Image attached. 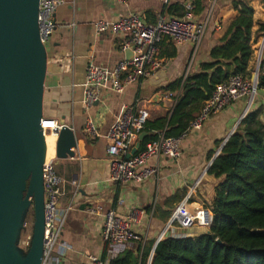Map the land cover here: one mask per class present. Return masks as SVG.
Returning <instances> with one entry per match:
<instances>
[{
  "label": "crops",
  "instance_id": "crops-1",
  "mask_svg": "<svg viewBox=\"0 0 264 264\" xmlns=\"http://www.w3.org/2000/svg\"><path fill=\"white\" fill-rule=\"evenodd\" d=\"M61 1L55 15L56 28L49 42L51 50L45 79L44 118L72 128L78 145L74 149V157L61 161L56 158L55 161L63 180L59 201L61 235L54 254L57 264H83L90 256L101 257L110 264L127 252L133 253L135 264H142L143 254L147 252L146 264H152L153 250L165 231L173 237L206 234L194 228L183 235L178 226L171 228L169 224L182 203L187 202L194 209L206 206L209 199L213 201L215 189L222 179L209 176L208 171L249 112L262 111L260 119L264 123V90L257 89L251 106V100L244 98L212 115L202 130L188 132L182 140L179 160L164 156L151 158L149 164L160 168L159 182H112L107 153L110 144L108 133L125 108L137 102L149 110L150 123L169 120L176 100L169 97L170 91L166 88L179 79L199 74L201 66L211 62L210 52L237 17L233 2L241 0H202L200 8L196 7V0ZM249 1L254 10V55L249 70L255 72L260 57L264 59V1ZM171 6L181 8L179 14H185L183 18L188 7L192 8L193 21L207 26L198 52L193 43L176 45L166 38L160 44L163 66L159 71L130 85L122 93L106 90L97 102L86 107L84 83L88 65L113 70L121 61L133 57L131 51H122L129 33L98 34L95 24L99 21L116 22L131 14L138 15L149 24L156 23L160 15L183 19L167 12ZM88 121L93 122L95 134L87 131ZM140 142L139 139L135 142L129 156L138 153ZM92 208L102 209V213L91 214L89 210ZM110 210L116 211L123 219L134 211L139 212L141 224L135 229L141 234L147 233L146 241L117 255L111 253L102 238L103 215Z\"/></svg>",
  "mask_w": 264,
  "mask_h": 264
},
{
  "label": "built area",
  "instance_id": "built-area-1",
  "mask_svg": "<svg viewBox=\"0 0 264 264\" xmlns=\"http://www.w3.org/2000/svg\"><path fill=\"white\" fill-rule=\"evenodd\" d=\"M118 1L126 3L127 0ZM61 3V0H40L38 25L40 39L44 46L49 44L55 31V15ZM190 10L192 8L188 7V13L183 19L160 15L154 24L146 23L135 14L116 22H97L95 30L98 34L119 35L129 33L122 51H131L133 57L121 61L113 70L95 64L88 65L84 83L85 106L90 107L94 102H97L106 90L122 93L130 85L137 84L152 73L159 71L163 66V60L160 58V44L166 38L172 40L176 45L193 43L198 47L206 33L207 26L194 22ZM261 71L264 73L262 60L260 73ZM254 89L252 80L241 76L231 77L227 82L216 87L212 97L205 102L185 133L175 138L167 137L166 131H163L159 133L156 141L149 143L144 151L133 156H129V152L146 129L150 120V112L147 108L140 106L139 102L125 108L108 133L110 144L107 153L110 159L111 181L118 184H142L150 180L159 182L161 178L160 168L149 164L151 158L159 159L164 156L175 161L179 160L182 155V140L188 132L202 130L212 115L223 112L244 98L250 100L253 98L254 101L256 96ZM176 96L177 93H169L171 98H176ZM86 126L88 132L96 133L92 121H88ZM41 127L44 133L48 131L57 138L64 126L57 120L42 118ZM55 161L56 156L45 161L43 166L45 230L42 264H57L58 262L54 254L61 235L59 201L62 196L63 180L57 172ZM155 204L151 210L152 215L155 212ZM101 211L102 209L99 208L89 210L91 214L102 213ZM103 216L102 238L114 255L132 249L133 245L143 244L146 241L147 233L141 234L135 229L136 225L141 224L139 212L134 211L127 219L120 217L114 210L104 212ZM212 222L213 214L209 209L206 207L192 209L185 202L175 211L169 227L178 226L183 231V235L194 228L208 233ZM166 234L170 233L165 231L162 236L165 238ZM83 264L106 263L101 257L90 256L88 262Z\"/></svg>",
  "mask_w": 264,
  "mask_h": 264
},
{
  "label": "trees",
  "instance_id": "trees-1",
  "mask_svg": "<svg viewBox=\"0 0 264 264\" xmlns=\"http://www.w3.org/2000/svg\"><path fill=\"white\" fill-rule=\"evenodd\" d=\"M196 1V7L200 8L202 0ZM233 7L237 17L210 52L211 62L203 64L199 74L179 79L166 88L178 94L172 116L169 120L148 122L143 131L148 136L140 142L138 152L156 141L163 131L167 137L175 138L185 133L218 85L233 76L251 78L254 10L249 0L235 1ZM180 10L178 6L167 8L169 14L183 18L185 14H179ZM258 82V90H264L262 71ZM261 115L260 110L248 113L208 171L209 176L222 179L213 201L206 205L213 214L210 231L195 237L169 234L157 244L152 264H264V123ZM26 219L25 215L24 223ZM148 258L149 253H144L142 264ZM135 261L133 253L127 252L110 264H135Z\"/></svg>",
  "mask_w": 264,
  "mask_h": 264
},
{
  "label": "water",
  "instance_id": "water-1",
  "mask_svg": "<svg viewBox=\"0 0 264 264\" xmlns=\"http://www.w3.org/2000/svg\"><path fill=\"white\" fill-rule=\"evenodd\" d=\"M39 6L40 0H0V264H42L43 259L45 133L41 120L48 54L40 39ZM261 60L252 75L255 93ZM146 136L143 132L139 140ZM77 145L73 129L64 126L56 138V158L74 157ZM31 208L33 237L24 256L17 243Z\"/></svg>",
  "mask_w": 264,
  "mask_h": 264
},
{
  "label": "rangeland",
  "instance_id": "rangeland-1",
  "mask_svg": "<svg viewBox=\"0 0 264 264\" xmlns=\"http://www.w3.org/2000/svg\"><path fill=\"white\" fill-rule=\"evenodd\" d=\"M61 6H59L57 8V10L60 9ZM47 54L50 53V44H46L45 45ZM199 50V47L197 49V52ZM196 52V53H197ZM47 148H48V159H50L52 157V153L54 152V143L53 140L51 139V135H47ZM62 159H58V161H61ZM210 200V199H209ZM208 200V201H209ZM207 201V205L210 204V201ZM203 207H207V206H203ZM27 219L25 222V226H24V231L23 233H20L19 236V240L17 243V248L18 250L21 252V254H23L24 256L27 255V253L29 252V248L31 245V241H32V237H33V228H34V212H33V208H31L30 210H28L27 214Z\"/></svg>",
  "mask_w": 264,
  "mask_h": 264
},
{
  "label": "bare ground",
  "instance_id": "bare-ground-1",
  "mask_svg": "<svg viewBox=\"0 0 264 264\" xmlns=\"http://www.w3.org/2000/svg\"><path fill=\"white\" fill-rule=\"evenodd\" d=\"M47 135H51V139L53 140V143H54V152L52 153V157L50 159H52L55 155H56V152H55V147H56V137L50 133V132H46L45 133V161H49L50 159H48V155L50 152H48V148H47Z\"/></svg>",
  "mask_w": 264,
  "mask_h": 264
}]
</instances>
